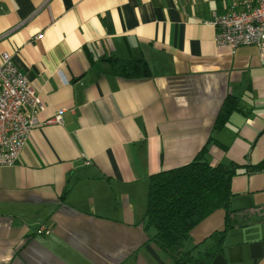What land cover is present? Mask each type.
<instances>
[{"label":"crops","instance_id":"1","mask_svg":"<svg viewBox=\"0 0 264 264\" xmlns=\"http://www.w3.org/2000/svg\"><path fill=\"white\" fill-rule=\"evenodd\" d=\"M241 6L0 0V56L12 54L42 100L18 160L0 165V264H176L145 226L148 176L204 145L209 161L240 165L233 226L211 264H264V169H249L264 159V57L256 44L218 46L212 23ZM110 53L143 54L152 75L112 73L101 60ZM229 93L243 108L214 129ZM59 108L63 120L49 121ZM224 224L218 207L185 248Z\"/></svg>","mask_w":264,"mask_h":264},{"label":"trees","instance_id":"2","mask_svg":"<svg viewBox=\"0 0 264 264\" xmlns=\"http://www.w3.org/2000/svg\"><path fill=\"white\" fill-rule=\"evenodd\" d=\"M101 60L119 76L141 78L152 75L143 54L119 56L110 53ZM242 108L240 97L229 93L218 111L214 129H221L229 121L231 113ZM210 139L227 148L213 135ZM206 152L207 146L204 145L192 160L148 176L145 226L155 227L152 239L176 264H211L215 255L223 251L227 232L233 226L231 200L234 191L231 180L240 165L233 161L211 162ZM249 169H264V159L252 163ZM218 207L225 208L224 227L215 229L203 246L200 245L206 239L186 249L185 241L191 229Z\"/></svg>","mask_w":264,"mask_h":264},{"label":"built area","instance_id":"3","mask_svg":"<svg viewBox=\"0 0 264 264\" xmlns=\"http://www.w3.org/2000/svg\"><path fill=\"white\" fill-rule=\"evenodd\" d=\"M240 8L214 11L212 23L216 27L218 46L231 50L245 44H256L264 57V0H241ZM38 33L36 38L42 37ZM42 100L29 77L21 70L8 50L0 56V165L14 164L37 125L34 114ZM31 108V111L26 109ZM63 108L49 121L61 122ZM39 232L48 231L41 226ZM7 264H14L9 262Z\"/></svg>","mask_w":264,"mask_h":264}]
</instances>
